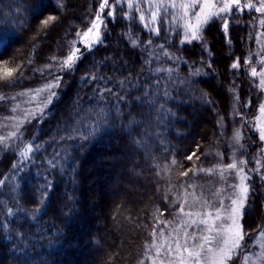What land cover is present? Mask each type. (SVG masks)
Returning <instances> with one entry per match:
<instances>
[{
  "label": "trees",
  "instance_id": "obj_1",
  "mask_svg": "<svg viewBox=\"0 0 264 264\" xmlns=\"http://www.w3.org/2000/svg\"><path fill=\"white\" fill-rule=\"evenodd\" d=\"M102 3L0 0V264H151L158 231L183 205L189 210L185 199L214 203L215 169L227 161L226 140L237 123L236 96L241 108L249 99L251 112L258 106V87L244 65L248 14L214 17L200 40L182 43L181 34L168 38L164 18L154 34L125 3L107 0L101 9ZM41 14L56 19L44 26ZM97 17L103 43L83 45L50 107L7 140L12 96L44 80L41 68L48 74L64 65ZM161 43L180 65L159 56ZM198 67L203 72L192 76ZM146 85L163 105L159 114L144 102ZM101 93L106 106L123 95L124 115L88 141L59 139L69 121L98 110ZM26 144L32 150L22 155ZM262 194L255 178L246 233L264 223Z\"/></svg>",
  "mask_w": 264,
  "mask_h": 264
},
{
  "label": "rangeland",
  "instance_id": "obj_2",
  "mask_svg": "<svg viewBox=\"0 0 264 264\" xmlns=\"http://www.w3.org/2000/svg\"><path fill=\"white\" fill-rule=\"evenodd\" d=\"M119 2L125 3L129 12H137L139 18L143 15L144 20L140 21L154 34L158 33L159 20L164 18L167 27L170 28H168V38H171V35L175 37L177 34H181L180 40L182 43L200 40L203 28L212 19L208 17H211L213 13H217L218 15L215 16L217 17L227 16L232 11H236L238 15H241L240 19L247 14L250 16L248 26L252 28V33L248 39V49L244 65L248 70V79L254 81L258 87V106L251 112L253 105L251 99H249L243 103L241 108L237 96L235 102L232 104L231 119L237 123L226 140L227 161L215 169V172L218 173L220 185L214 203L220 204L222 202V206L219 208L222 219L215 223L222 224L225 229L220 234L222 239L220 237L217 238L220 239L221 246H232L233 242L238 239L236 232H240V235L243 236V239L239 241L241 247L234 251L231 260L226 261V264H264V223L257 231L250 234L246 233L243 226L245 214H243L237 216L236 226H233L232 230L228 231L227 229L231 224V220L227 219L229 213L224 210L231 204L229 196L233 198L243 196L240 189H235L237 195H233L234 190L229 185L243 184L252 191L255 178L258 179V184L263 191L264 200V141L259 138L264 134V111L260 110L264 108V12L255 11L256 8L264 6V0H238V3L234 2V0H119ZM205 4L209 7L205 8ZM224 4L230 5V11L228 13H219V8ZM112 5L110 6L109 13L111 12L113 15L114 6ZM183 5L187 7H182ZM249 5L251 7H248ZM195 12L200 13L199 19L193 14ZM153 14H155V18H153ZM205 19H207L206 23L204 22ZM225 23L228 25L225 31L228 32L229 20H226ZM95 24L100 25L99 29L92 26L93 30L91 32L87 30L82 34L79 40L81 45L76 44L70 54L72 56L73 52L76 53V57L73 58L70 64L64 63L60 68L52 67L48 74L45 73V67L41 68L40 72L46 76L44 80L40 79L35 87L12 96L14 100V115L8 122L11 124V129L6 133L8 135L6 137L7 140L13 142L15 135H18L17 130L21 129L27 122L42 116L44 111L50 107L53 102L48 105L46 98L54 92L55 97L53 101L56 99L60 81L64 73L73 69L83 45L90 46L96 44L97 35H99L100 39L102 38V21L98 19L95 21ZM188 25H192L193 28H189ZM171 27L173 28L171 29ZM193 30L196 31L198 37L196 40H192L191 38ZM164 47L165 45L161 43L158 51L159 56H164L168 61H173L180 65L182 61H180L178 55L170 53ZM174 68L172 65H168V70ZM236 68H239V64ZM195 69V71L199 72L194 73V70L191 69L190 73H192V76L203 72V69L200 67ZM253 69L257 72L255 77L252 76ZM49 85L52 87H49ZM28 145L23 146L21 153L28 154ZM229 164H235L236 167L230 169L228 168ZM243 176H247V180H241ZM250 193L247 196L246 208ZM185 203L189 204L187 206L189 210H184V206L186 205H183V212L176 217L174 223L163 224L158 231V239L154 245L157 257H151V264H180L181 256L187 259V253L183 252V250H181L180 255H177L175 251L168 252V247L175 249L177 240L181 245L185 244L186 223H190L192 219L199 220L203 213L216 211V209L211 207L213 202L199 203L196 198H190L188 202L185 199ZM209 222L212 223L211 218H209ZM202 228L203 226L199 229L187 228V233L189 236L193 234L199 236L202 234ZM224 240L228 241V245L223 244ZM192 244L193 241L188 239L187 246L189 249H192ZM212 247L213 252L207 254V259L202 261V264H212L213 258L219 257V249L215 243H213ZM187 264H193V262L188 260Z\"/></svg>",
  "mask_w": 264,
  "mask_h": 264
},
{
  "label": "snow or ice",
  "instance_id": "obj_3",
  "mask_svg": "<svg viewBox=\"0 0 264 264\" xmlns=\"http://www.w3.org/2000/svg\"><path fill=\"white\" fill-rule=\"evenodd\" d=\"M234 2L238 3V0H234ZM107 4V0H105V3H102L100 5V8L103 9ZM182 7H187L186 5H183ZM195 7V5H193ZM205 8L209 7L207 4L204 5ZM248 7H251L249 5ZM230 11V5L229 4H224L219 8V13H228ZM257 12H264V6L258 7L255 9ZM165 14H167L165 12ZM194 15L197 16L199 19L200 13L195 12L193 13ZM41 14V19L40 23L44 26H47L50 21H53L56 19L55 16L49 15L47 19L42 18ZM187 15V13H185ZM217 13H213L211 17L208 18H214ZM109 16H112V13H109ZM153 18H155V14H153ZM97 20L99 17L96 18ZM140 20H144V16H140ZM205 23L207 22V19L204 21ZM100 25L98 24H93V28L99 29ZM189 28H193L192 25H188ZM227 23L224 24L225 30H227ZM93 28H89V32L93 30ZM192 40H196L197 34L196 31L193 30L191 34ZM187 39V37H186ZM96 43L102 44L103 40L100 39L99 35H97V40ZM76 57V53L73 52L72 56L68 58V61H66V64H70V62L73 60V58ZM232 68L238 67L237 63H233ZM11 75V73H9ZM257 75V72L255 69L252 70V76L255 77ZM158 86V84H157ZM49 87H52L49 85ZM108 92L111 94V89H108ZM144 102L146 105H150L153 110L159 114L163 110V105L162 103L157 107V101L152 99V96L150 95L148 91V86H145L144 92ZM164 98H167L168 93L165 91L163 93ZM55 97V93H51L47 98H46V103L50 105L53 102V98ZM124 96L120 95L116 97V102L111 103L110 106H106L104 104L105 97L101 93L99 96L100 100V105L98 110L93 111L92 113L89 114L87 120H71L67 125H65V130L61 133L59 139L61 140H67V141H73V140H83V141H88L92 139L96 133H98L104 126L108 125L111 121L114 120H119L124 114L122 110L119 107V102L124 100ZM139 99V97H138ZM261 111H264V108L260 109ZM135 123V121H133ZM147 133H143V135H146ZM262 141H264V134H262L259 137ZM83 145H81L82 147ZM40 146L37 144L36 148L38 149ZM32 149H29L31 151ZM22 155H24L22 153ZM60 153L57 152L53 158L52 161H49L50 164L55 167V161L59 159ZM187 159L191 160L192 156L189 155ZM235 164H229L228 168L232 169L235 168ZM69 172L74 171V166L68 168ZM243 171V169H241ZM187 175V173H185ZM241 180H247V176L241 177ZM230 188H232L233 195H237L235 192V189H240V191L243 193V196H239L238 198H233L232 196H229V199L231 201V204L229 207L225 208L224 210L229 213L227 219L231 220V224L228 226V231H231L233 226H236V218L237 216L246 214V200L247 196L250 193V188L247 186H244L243 184H235V185H229ZM222 206V202L220 204L213 203L211 207L213 209H216L214 212H206L202 214V217L197 220V219H192L190 223H186L185 226V244L181 245L179 241H176V247L175 249L168 247L167 251L172 252L175 251L177 255H180L181 250L183 252L187 253V259L181 256L180 259V264H187L188 260H191L193 264H202V261H205L207 259V254L213 252V243H215L216 247L219 249V257L218 258H213L212 264H226V261L231 260L232 254L236 249H239L241 247L239 241L243 239V236L240 235V232H236V236L238 237L237 240H235L232 244V246L224 247L221 246L220 237L221 232L225 231L224 227L222 224L215 223L216 221H220L222 219L221 213L219 211V208ZM243 210V211H242ZM11 209H9V212ZM181 212H183V209H181ZM209 218H211L212 223L209 222ZM203 226L201 229V235L197 236L193 234L192 236H189L187 233V228H194V229H199ZM207 233V234H203ZM220 237V239H217ZM191 239L193 241L192 244V249H189L187 246V240ZM224 245H228V241L224 240L223 241Z\"/></svg>",
  "mask_w": 264,
  "mask_h": 264
}]
</instances>
